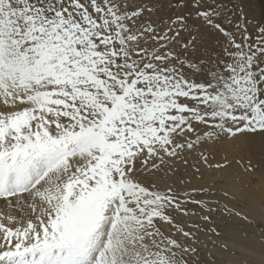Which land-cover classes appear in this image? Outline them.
<instances>
[{"label":"snow or ice","instance_id":"obj_1","mask_svg":"<svg viewBox=\"0 0 264 264\" xmlns=\"http://www.w3.org/2000/svg\"><path fill=\"white\" fill-rule=\"evenodd\" d=\"M0 264H264V11L0 0Z\"/></svg>","mask_w":264,"mask_h":264},{"label":"rangeland","instance_id":"obj_2","mask_svg":"<svg viewBox=\"0 0 264 264\" xmlns=\"http://www.w3.org/2000/svg\"><path fill=\"white\" fill-rule=\"evenodd\" d=\"M251 3L258 15L261 11H264V0H251Z\"/></svg>","mask_w":264,"mask_h":264}]
</instances>
